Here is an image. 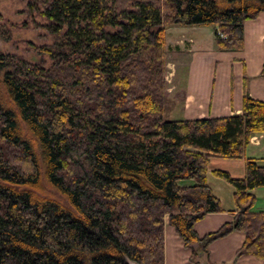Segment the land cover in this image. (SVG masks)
<instances>
[{"label":"trees","instance_id":"obj_1","mask_svg":"<svg viewBox=\"0 0 264 264\" xmlns=\"http://www.w3.org/2000/svg\"><path fill=\"white\" fill-rule=\"evenodd\" d=\"M50 44L35 58L0 52V264H164V225L190 259L234 230L236 256L264 260V212L253 189L264 165L246 157L264 132V101L240 114L166 119L168 26H215L218 50L243 47V23L264 0H27ZM0 14V38L9 39ZM264 77V63L260 70ZM211 158H244L236 212L199 236L221 211L207 184Z\"/></svg>","mask_w":264,"mask_h":264},{"label":"crops","instance_id":"obj_2","mask_svg":"<svg viewBox=\"0 0 264 264\" xmlns=\"http://www.w3.org/2000/svg\"><path fill=\"white\" fill-rule=\"evenodd\" d=\"M167 56L171 53L185 57L168 69L166 119H201L240 114L246 92L264 101V77L260 70L264 63V12L243 23V47L236 51L218 50L215 26H168L165 29ZM246 157L264 165V132L255 133L246 147ZM216 171L227 172L241 179L245 174L244 158H211L207 170V184L219 199L221 211L206 214L194 224L199 236L213 232L230 221L236 212L234 187ZM256 196L253 208L264 212V187L253 189ZM164 264H195L175 229L164 225ZM245 235L234 230L213 240L208 246L211 264H264L252 255L236 256ZM199 264H206L204 258Z\"/></svg>","mask_w":264,"mask_h":264},{"label":"rangeland","instance_id":"obj_3","mask_svg":"<svg viewBox=\"0 0 264 264\" xmlns=\"http://www.w3.org/2000/svg\"><path fill=\"white\" fill-rule=\"evenodd\" d=\"M27 0H0V14L6 20L9 30V39L0 38V52H9L22 55L26 59H32L35 55L28 51L27 45L31 42L35 45L50 44L51 36L35 27L41 21L40 18L26 15ZM185 57L170 53L166 56L168 69H173V64L183 61ZM36 60V59H32Z\"/></svg>","mask_w":264,"mask_h":264}]
</instances>
